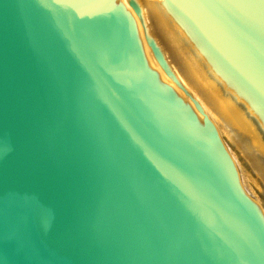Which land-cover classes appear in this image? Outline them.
<instances>
[{"label": "water", "instance_id": "water-1", "mask_svg": "<svg viewBox=\"0 0 264 264\" xmlns=\"http://www.w3.org/2000/svg\"><path fill=\"white\" fill-rule=\"evenodd\" d=\"M128 4L264 155V0ZM0 264H264V216L122 0H0Z\"/></svg>", "mask_w": 264, "mask_h": 264}, {"label": "bare ground", "instance_id": "bare-ground-1", "mask_svg": "<svg viewBox=\"0 0 264 264\" xmlns=\"http://www.w3.org/2000/svg\"><path fill=\"white\" fill-rule=\"evenodd\" d=\"M122 2L124 4L126 10L128 11L130 17H132L134 22H135L139 39L141 41V44L143 46V49L145 51V54L147 56V59L149 61L150 66H151V69L157 75L160 83L171 94H173L176 98L182 100L185 108L187 109V111L190 115L197 116L199 122L201 123V128H202L204 133L211 132L212 129H214L219 134L218 130H219V128H221L222 133L226 134L227 137L230 138L232 143L235 145L234 150L236 148L237 150H239V152H240L239 154H242L243 158L242 159L240 158V159L241 160H247L249 163H251V165H253V168H255V170L259 173V177L261 180L260 182L264 184V168H263V166H264V155H262L261 149L258 147L257 141H249L251 139V135H247L246 137L231 135V133H237V129H232V128L226 127L224 124H222L220 121H218L200 102L192 99L191 98V92L188 89H186V84H182V91H179L174 85H172L168 81L167 75L161 70L157 60L155 59V57H154V55H153V53L149 47V42H148V39L146 36L144 23L142 22V20L139 17H137L135 15L133 10L130 8V6L128 4L129 0H122ZM228 145H230V144H228ZM225 148H226L227 152L229 153L231 159L233 160L237 175L239 177V183L241 185L243 192L251 198V195H253V193H254L252 185L258 186L259 185L258 181L253 179V177L248 176L250 174H247L248 172L246 173L244 171L246 169H243V166L241 164H239L237 162V160H235V157L230 152L231 150H229L227 147H225ZM238 156H240V155H238ZM241 162H243V161H241ZM246 178L249 180V183H247ZM260 212H261V210H260ZM261 214H262V212H261Z\"/></svg>", "mask_w": 264, "mask_h": 264}, {"label": "rangeland", "instance_id": "rangeland-1", "mask_svg": "<svg viewBox=\"0 0 264 264\" xmlns=\"http://www.w3.org/2000/svg\"><path fill=\"white\" fill-rule=\"evenodd\" d=\"M219 136H220V138L222 139V141H223V144H224V146L225 147H227L229 150H231L230 152L233 154V156L235 157V160H237V162L239 163V164H241L242 166H243V169H246V170H244L247 174H250V175H248V176H251V177H253V179H255V180H257L258 181V184L260 185H258V186H254V185H252V187H253V195H251V198H252V200L257 204V206L259 207V209L261 210V212H262V214H263V216H264V184L263 183H261L260 181V177H259V173L255 170V168H253V165H251V163H249L247 160H241L242 158H243V156H242V154H239L240 152H239V150H237L236 148H235V150H234V147H235V145L232 143V141L230 140V138H228L227 137V135L226 134H223L222 133V129L221 128H219ZM228 144H230V145H228ZM233 147V148H232ZM238 153V154H237ZM237 154V155H236ZM238 155H240V156H238ZM241 158V159H240ZM241 162V161H243V162H239V161ZM244 165H243V164ZM250 164V165H249ZM245 167V168H244ZM263 168H264V166H263ZM252 173V174H251ZM253 175V176H252ZM257 175V176H256ZM246 180H247V183H249V180L246 178ZM260 189V190H259ZM262 189V190H261ZM255 194V195H254Z\"/></svg>", "mask_w": 264, "mask_h": 264}]
</instances>
